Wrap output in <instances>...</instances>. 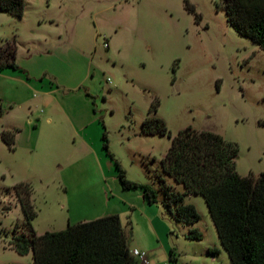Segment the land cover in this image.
<instances>
[{"label":"rangeland","instance_id":"374dc122","mask_svg":"<svg viewBox=\"0 0 264 264\" xmlns=\"http://www.w3.org/2000/svg\"><path fill=\"white\" fill-rule=\"evenodd\" d=\"M25 2L22 17L0 12V41H16L26 70L0 72V264L33 261L12 244L13 234L30 233L18 182L34 189L38 234L105 216L123 204L120 193L137 197L122 188L111 154L130 180L152 182L147 166L172 143L141 133L155 98L152 114L173 136L189 125L220 133L238 143L241 175L264 171V50L227 21L219 0ZM6 128L18 129L15 149L1 137ZM187 202L203 239H189V227L160 206L159 236L130 210V244L147 243L150 264H232L204 198Z\"/></svg>","mask_w":264,"mask_h":264},{"label":"trees","instance_id":"16d2710c","mask_svg":"<svg viewBox=\"0 0 264 264\" xmlns=\"http://www.w3.org/2000/svg\"><path fill=\"white\" fill-rule=\"evenodd\" d=\"M25 1L0 0V11L22 17ZM218 7L225 11L227 21L239 33L264 50V0H219ZM190 10L195 12L194 7ZM16 57V41H0V72L11 68L26 73ZM159 105V99L155 98L149 115L143 120L141 133L172 139L161 160L162 168L147 166L154 181L139 183L126 176L121 163L111 154L122 188L140 189L148 203L162 202L179 222L186 224H194L201 218L197 207L186 202V196H202L232 264H264V171L258 176L241 175L236 162L239 145L220 133L189 125L173 136L166 121L152 114L158 111ZM1 113L2 110L0 116ZM17 132V128L2 130L1 137L11 149H15ZM102 139L109 152L105 131ZM164 173L184 190L179 191L169 184ZM14 189L30 233L13 234L12 244L22 255L33 251L32 264H142L130 249L132 231L126 232L118 214L69 223L63 230L38 234L32 224L38 212L31 183L20 181ZM187 237L201 240L203 234L195 228Z\"/></svg>","mask_w":264,"mask_h":264},{"label":"crops","instance_id":"0c3cea01","mask_svg":"<svg viewBox=\"0 0 264 264\" xmlns=\"http://www.w3.org/2000/svg\"><path fill=\"white\" fill-rule=\"evenodd\" d=\"M1 12V11H0ZM25 70V69H24ZM3 72V71H2ZM4 72H6V71H4ZM19 72H20V70H19ZM22 72V71H21ZM24 75H25V73H24ZM29 77V76H28ZM26 78V77H25ZM30 78V77H29ZM29 78H27V79H29ZM54 85V84H53ZM54 87H52V86H50V88L48 89V90H45V93H51L52 91H54ZM145 136H155V135H158V136H162V135H159V134H153V135H147V134H144ZM86 136H87V134H86ZM83 138H84V140H87L84 136H83ZM88 141V140H87ZM89 143V142H88ZM167 153V152H166ZM166 155V154H165ZM164 155V156H165ZM163 156V157H164ZM162 160V159H161ZM161 160L160 161H156V159L155 158H153L152 159V162L153 163H155V169H161L162 167H161ZM164 178L166 179V181L169 183V184H171V185H173L177 190H179V191H183L184 190V188H183V186L182 185H180V184H177L176 183V181L172 178V177H170V176H168V175H166L165 173H164ZM154 181V179L152 180V182ZM134 190H137V189H134ZM138 190H140V189H138ZM141 191V190H140ZM137 197H134L132 194H130V192L129 193H120V195H119V197H120V199H121V201H123V204H115L114 205V207L113 208H111V210L110 211H107L106 212V214H103V215H110V214H118L119 216H120V219H121V221H122V225L124 226V228H125V230H126V232L127 233H129V225H130V223H131V220L129 219V217H130V210H132V209H134V213H137V212H139L142 216H144L148 221H149V223L151 224V227L153 228L152 229V233L154 234H156V235H158L159 236V232L158 231H156V229H155V222H156V218L157 219H159V217L157 216V213H159V208H164L165 210H167L166 209V207L163 205V203L162 202H158V203H155V204H150V203H148L145 199H144V197H143V193H142V191L139 193V194H137L136 195ZM191 196H195L194 194H189V195H187L186 196V202H187V198H189V197H191ZM188 203H190V202H188ZM193 204V203H192ZM161 206V207H160ZM168 211V210H167ZM171 213V212H170ZM172 215H173V217L176 219V215L175 214H173V213H171ZM133 215H135V214H133ZM102 217V216H101ZM99 218V217H98ZM96 219V218H95ZM177 220V219H176ZM178 221V220H177ZM81 222V221H80ZM179 222V221H178ZM198 222V221H197ZM196 222V223H197ZM70 223V222H69ZM68 223V224H69ZM180 223H183V222H180ZM196 223H194V224H186V223H183V224H185V225H187L188 227H189V229H190V231L191 230H193V229H195V224ZM33 224V223H32ZM71 224H73V223H71ZM130 229H131V227H130ZM189 231V232H190ZM189 234V233H188ZM190 239V238H189ZM192 240H196V239H192ZM145 245H147V243H145V244H143V246H145ZM143 246H141V249H144L143 248ZM130 249H131V252L133 253V255H135V253L137 252V251H140V252H144L146 255H147V257H148V259H149V253L148 252H146V251H144V250H141L140 248H139V244H137V243H135L134 242V244H130ZM30 253H32V257H33V251H30L28 254H30ZM25 255H27V254H25ZM170 255H171V257H173V255H174V252H173V254L171 253V250H170ZM33 262V261H32ZM149 264H150V260H149Z\"/></svg>","mask_w":264,"mask_h":264},{"label":"built area","instance_id":"2783aa9c","mask_svg":"<svg viewBox=\"0 0 264 264\" xmlns=\"http://www.w3.org/2000/svg\"><path fill=\"white\" fill-rule=\"evenodd\" d=\"M142 264H149V259L144 252L137 251L134 255Z\"/></svg>","mask_w":264,"mask_h":264}]
</instances>
